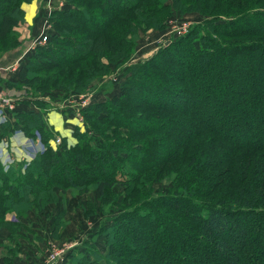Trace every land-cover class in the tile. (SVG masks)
I'll use <instances>...</instances> for the list:
<instances>
[{
    "label": "trees",
    "instance_id": "1",
    "mask_svg": "<svg viewBox=\"0 0 264 264\" xmlns=\"http://www.w3.org/2000/svg\"><path fill=\"white\" fill-rule=\"evenodd\" d=\"M31 1L0 0V58L20 45ZM168 1L208 19L119 72L120 93L81 109L73 145L51 146L45 109L0 123V139L37 131L45 146L29 163H0V231L25 232L29 211L60 203L61 217L73 202L102 222L68 264H264V0H67L4 85L37 104L87 94L125 64L138 32L160 27Z\"/></svg>",
    "mask_w": 264,
    "mask_h": 264
},
{
    "label": "rangeland",
    "instance_id": "2",
    "mask_svg": "<svg viewBox=\"0 0 264 264\" xmlns=\"http://www.w3.org/2000/svg\"><path fill=\"white\" fill-rule=\"evenodd\" d=\"M199 2L203 3V1ZM165 4V8L160 10L156 16L161 23L160 27H153L146 29L144 32H138L139 39L132 47L133 50L131 51L129 59L124 65L121 66V68L115 71L112 69L111 72L105 76L101 84L98 85L100 88V93L93 94V97H91L92 100H106V98L111 97L113 94L120 93L119 89L122 77H120L121 74L119 75V72L121 73L127 67L132 66L135 62H142L147 60V58L152 57L162 45H166L169 43V41L175 39V31L180 27L188 28V30H194L198 27V25L202 24L204 20L208 19L207 17H199L197 13L188 12L186 14H179L175 8H173L170 1L166 2ZM21 7L25 12L24 21L19 23L15 28L20 45L18 48L6 52L0 58V74L5 72L3 69L10 66H15V68L18 67L17 70H19V66H22L23 63L26 62L27 57L31 54L30 52L35 48V46H38L39 41H36L37 38L39 39L40 36L44 35H47L48 37L53 32V25L55 22L54 19L51 18V15L55 11H60V9H68L70 6L69 3H67V0H32L31 3L23 4ZM223 20L224 18L222 21ZM184 24L187 27H185ZM33 41H36V43H34L35 46L32 47L31 51H28L33 44ZM22 46L25 47V49L21 50L22 48L20 47ZM15 68H10L9 72L17 71ZM7 77L8 75H6V78ZM148 83L151 86V79H149ZM3 84L4 81L0 77V86L3 87ZM5 88L7 91H5V94L3 95L0 93L2 96L7 95L10 97H20L21 95L30 94L31 92L27 87H22L20 90L9 86H5ZM94 90H91L88 93L91 94V92ZM52 97V101H59L58 98L53 99ZM64 99H60V101L62 102ZM28 103L30 104V102ZM33 103L34 102H32V104ZM34 105L39 106L46 111L51 108L50 102L49 104H44V102H42V104L34 103ZM27 107L29 106H25L24 109ZM13 111L14 109H12V112ZM6 112L4 111V114ZM58 119H60L58 114L52 112L49 114L48 123L53 125L52 122H58ZM7 121L8 117L6 122ZM79 123L80 122L78 121V124ZM79 126L84 129V122ZM15 132H12V135ZM56 136L60 137L58 134ZM64 136H67L69 140L71 138L68 135ZM53 139L54 138L51 140ZM2 167H4L5 171H7L9 168L8 165H2ZM169 187L170 181L166 178L162 181L154 183L153 191L155 194H165ZM91 198L93 199L94 196H91ZM62 209L63 208L60 203L49 205L46 209L48 210V216L46 217L40 216L38 214L35 215L33 211H29L28 215H26L21 221V223L27 228L26 231H19V229H17V231L13 232L11 235L8 233L6 238L9 241H7L8 244L6 243L8 248H13L14 250L10 251L5 246L6 244L0 246V264H3V262H12V264H29L31 262V264L70 263L69 260H67V255L70 250L75 248V246L80 245L82 241L89 240L98 226H100L102 220L101 215L99 214L92 218H84L82 216L81 210L76 208L75 203L73 202L69 204L67 209H65L66 212H64V214L60 217L61 214L59 213L62 211ZM5 219L7 221H12L16 220V217L14 213L10 212L6 214ZM53 230H55L56 236L52 235L51 237ZM102 239L103 237H100L96 240V246L98 244V250H103ZM15 250L16 254L14 253ZM62 250L65 252L61 253ZM57 253L60 255L57 260L53 263H48L50 256ZM261 258L264 259L263 256H261ZM59 259L62 260L58 261Z\"/></svg>",
    "mask_w": 264,
    "mask_h": 264
},
{
    "label": "crops",
    "instance_id": "3",
    "mask_svg": "<svg viewBox=\"0 0 264 264\" xmlns=\"http://www.w3.org/2000/svg\"><path fill=\"white\" fill-rule=\"evenodd\" d=\"M33 46L34 45H31L28 51H31ZM20 48H22L21 50L25 49V47L23 46ZM13 68H15V66H13ZM15 69L17 70L18 67ZM15 72L16 71L9 72V70L7 69L5 70V72H3V74H0V77L5 83V80H7L8 78H11ZM6 75H8L7 78H6ZM99 89H100L99 86L96 87L94 92H92L89 95L88 99L82 98L81 95L68 96L65 99L63 98L64 100L62 102L60 100L58 102L52 101L50 95L43 96L42 97L44 98L43 100L40 99V102H44V104H49L50 102V105H51V108H49V110L46 112V115L44 116L46 123H48V117L50 113L54 112L58 114L60 118L58 119V122H52L53 125H50V123H48V125H50L61 138L66 137L68 145H73L76 142L73 136H71V132L75 127L79 126L78 116L81 117V109L87 106L88 104H90L92 100L91 97H93V94L100 93V92H97ZM5 91H7V89L5 88V85L3 84V87L0 86V93L3 95L5 94ZM15 97H17L18 99L13 108L14 111H18L20 113V112H24L27 110H30V111L32 110L34 112L44 110L43 108H40L39 106H35L34 104H32V102L34 101L32 97H27V95H21L20 97L19 96H15ZM85 100L87 101L90 100V102L84 107H81L80 106L81 103ZM99 101H103V99ZM28 102H30V104ZM25 106H29V107L24 109ZM11 113H12V110L7 111L8 120H10ZM5 116H6V113H5ZM38 134L39 133L36 131L34 138H28L24 135L22 131H17L13 135L11 133L10 135H7L6 138L0 139V163L2 165H8V167L13 166V165L14 166L20 165L22 163H29L32 159L36 157L37 154L45 150L44 143L41 140L40 134L39 135ZM64 135L70 136L71 137L70 140L67 136H64ZM7 236H8V232L6 230L3 229L0 231V239L3 243L9 242L8 239H6ZM102 243H103V239H102ZM97 247H98V244H97ZM102 248L104 250L103 244H102ZM103 250H101V252L105 253V250L104 251ZM61 260L62 259H59L58 261H61Z\"/></svg>",
    "mask_w": 264,
    "mask_h": 264
},
{
    "label": "built area",
    "instance_id": "4",
    "mask_svg": "<svg viewBox=\"0 0 264 264\" xmlns=\"http://www.w3.org/2000/svg\"><path fill=\"white\" fill-rule=\"evenodd\" d=\"M184 26H185V24H184ZM185 27H187V26H185ZM189 30H188V28H182V27H180L179 29H177L176 31H175V33H176V36H184V35H186V34H188L189 32H188ZM47 40H48V37H47V35H44V36H40L39 37V39L37 38V40L36 41H39V44L38 45H44V44H46V42H47ZM36 41L34 42L33 41V44L32 45H34L35 46V44L34 43H36ZM10 68H13V66H10V67H8V68H5V69H3V71H5V70H9ZM14 69V68H13ZM94 92V91H93ZM92 93V92H91ZM89 93H87V94H81V97L82 98H84V99H88V97H89ZM17 97H10V96H2L1 94H0V123H3V122H6V120H7V112L6 111H9V110H12L13 108H14V106H15V103H16V101H17ZM40 99H44V98H40ZM90 102V100L89 101H87V100H85V101H83L82 103H81V107H84L85 105H87L88 103ZM4 111L6 112V116H5V114H4ZM3 112V113H2ZM79 125H82L83 124V122H82V118L79 116ZM80 127V126H79ZM81 129H83L82 127H80ZM39 135V134H38ZM37 135V136H38ZM61 143V138L60 137H55L53 140H50V144H51V146L52 147H54V148H56L59 144ZM65 251H63L62 250V252L61 253H64ZM60 255H58V253L57 254H54V255H51L50 256V258H49V260H48V263L50 262V263H53L54 261H56L57 260V258L59 257Z\"/></svg>",
    "mask_w": 264,
    "mask_h": 264
}]
</instances>
